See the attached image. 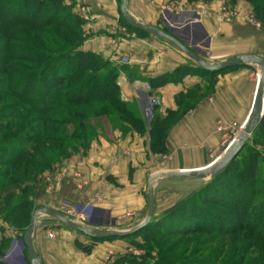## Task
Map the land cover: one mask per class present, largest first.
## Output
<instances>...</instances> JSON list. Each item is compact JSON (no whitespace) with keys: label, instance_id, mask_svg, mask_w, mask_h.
<instances>
[{"label":"crops","instance_id":"0c3cea01","mask_svg":"<svg viewBox=\"0 0 264 264\" xmlns=\"http://www.w3.org/2000/svg\"><path fill=\"white\" fill-rule=\"evenodd\" d=\"M65 2L74 4L73 11L83 20L81 50L100 55L118 68L117 84L121 99L137 108L144 120L145 132L131 129L122 132L120 127L104 125V132L91 143L85 157L76 155L62 162L58 166L60 175L56 174L53 180L46 181L42 176L35 196V201L40 204L36 210L49 208L58 211L56 205L62 201L91 215L89 227L106 229L108 218L114 227L133 220L131 223L136 226L146 217L145 212L143 216L142 213L146 209L145 195L151 176L160 171L201 169L221 154L217 156L221 140L217 126L240 120L241 128L250 112L258 81L253 77L260 70L247 65L213 76L205 75L174 44L124 25L118 0ZM175 4L178 5L177 10L163 13L165 7ZM222 4L225 3L127 0L126 9L134 21L171 34L209 64L240 55L264 58V32L246 21L250 11L244 0L236 1L234 7L239 16L229 24L217 17ZM83 7L90 9L88 15L82 14ZM122 57L128 58V65L119 64ZM186 68L189 71H185ZM209 81L214 82L212 88ZM195 86L201 88L202 97L168 130L166 153L152 154L148 124L143 113L146 103L152 97L157 98L160 105L155 116L163 119L169 112L178 111L176 98ZM122 127L128 126L122 124ZM206 162L208 164L204 165ZM75 172L87 181L83 189L77 187L78 179L73 177ZM190 180L196 179L165 178L157 181L154 186V215L155 212L161 213L158 211L164 205L159 198L164 184ZM132 213L133 219L124 218ZM55 222L45 215L38 216L33 245L42 264H103L107 258L112 263L131 252L126 243L113 240L97 242L92 245L91 252L85 254L76 247L72 233H77L53 228ZM49 234L53 237L49 238ZM21 246H24L23 242ZM22 247L12 250V256H21ZM132 255L139 256V253Z\"/></svg>","mask_w":264,"mask_h":264},{"label":"trees","instance_id":"16d2710c","mask_svg":"<svg viewBox=\"0 0 264 264\" xmlns=\"http://www.w3.org/2000/svg\"><path fill=\"white\" fill-rule=\"evenodd\" d=\"M118 1L120 4L121 0ZM179 1L188 3L222 1L226 5H233L236 2V0ZM244 1L251 7L254 17L261 23L264 32V0ZM73 9L74 4H67L65 0H0V102L10 97L16 102L25 104L36 115V118L30 121L28 116L20 118L15 127L13 123L5 127L0 141V168L14 166L22 160L27 151L37 145L43 147L39 154L42 157L45 155V158L52 162L45 165L48 162L46 161L41 172L48 169L44 168L46 166L59 164L71 155L78 154L79 148L81 153L86 155L91 143L97 137L95 127L90 122L103 116L120 127L122 132L129 129L138 133L145 132L144 120L137 108L121 99L117 84L118 68L100 55L81 50L84 42L82 31L84 23ZM121 21L129 27L122 17ZM246 66H234L227 70ZM197 69L205 75L217 74L200 67ZM187 70L189 71L188 68L185 69ZM163 83L160 82V84ZM208 84L212 88L214 82L209 81ZM150 85L153 83L150 82ZM201 97V88L195 86L186 94H180L176 98L177 112H169L163 119L154 115L147 130L150 138L149 149L152 154L166 153L165 140L168 130L187 110L195 107ZM122 124L128 127H122ZM62 126H71L73 133L69 136L61 133L55 136L50 134L52 128ZM258 132L264 137V117L252 133L251 139ZM23 142L24 147L15 152L12 151L15 146ZM45 144H59L63 146V149L50 154L51 150L45 147L46 150ZM246 148L247 143L238 155L219 174L211 177L210 183L200 191L180 200L171 211L168 209L158 216L153 213L151 221L143 229L124 237L141 235L143 253L139 256L123 255L112 264H161L165 259L161 258L158 262H154L151 257L152 252L157 251L160 254L161 242L172 235L201 233L216 235L224 231L227 234L244 231L249 236L264 239L260 236L264 224V201L257 206L262 215L252 223L249 221L247 230L242 227L233 231L224 230L228 228L224 227L226 221L218 218L211 209L212 206H222V202L216 198L215 194L223 184H229L230 180L224 178L233 170L239 156ZM247 159L248 168L245 170V176L248 186L245 194H240L242 204H244L243 198L249 199L251 195L254 197L259 193L251 187L255 184V177L260 173L257 162L260 159L263 162L264 157L252 149ZM25 160L22 169L24 174H28L31 162L37 161L39 165L37 158L32 159L31 162L27 158ZM40 173L35 178L32 176L31 187L26 184L21 189L23 197L32 192ZM10 177L11 174L9 175L8 171L0 172V190L5 191L8 187L6 182ZM13 199L12 192L4 195L2 208H4L3 211L12 215V219H15L13 216L18 214L26 222L24 235L32 219V214H28L30 206L27 201L19 206H13ZM245 205L243 207H246ZM242 212L246 213V211ZM205 216L209 217L206 219ZM245 217L246 214L240 221L244 222ZM214 225H217L215 230ZM88 238L92 245L102 241L124 239ZM79 245L81 244H76V247L85 254H89L92 250V245L87 247ZM244 254L245 249L238 259L232 258L231 264H244ZM262 261L264 264L263 256ZM166 264H172V262Z\"/></svg>","mask_w":264,"mask_h":264},{"label":"rangeland","instance_id":"374dc122","mask_svg":"<svg viewBox=\"0 0 264 264\" xmlns=\"http://www.w3.org/2000/svg\"><path fill=\"white\" fill-rule=\"evenodd\" d=\"M237 1V0H236ZM222 2V1H220ZM245 2V1H244ZM224 3V2H222ZM236 2L233 3V5H229L233 10L237 11L234 7ZM246 3V2H245ZM226 5V4H222ZM248 6V9L250 11L249 17L247 18V22L255 27L256 29L262 30L261 23L254 17L251 7L246 3ZM238 12V11H237ZM84 14V13H82ZM82 19V18H81ZM255 21L259 28L254 26L250 20ZM31 69V68H30ZM260 76V73L254 74V80L256 81L257 78ZM159 107V106H158ZM156 109L153 111V117L156 114ZM24 116H28L29 121L31 119L36 118V115L31 111L29 107H27L25 104L16 102L10 97L4 98L0 102V141L3 136L5 127L13 123V126L15 127L16 124L20 121V118H23ZM145 118V117H144ZM146 122V120H145ZM151 122V121H150ZM150 122L148 124V128L150 126ZM95 127L96 132V139L98 136L104 132L103 127L110 126V127H118L115 125V123H112L109 121L105 116L100 117L98 119H93L90 122ZM241 122L240 120L232 122L228 125H223L221 123L218 124L217 129L220 131L221 134V140H220V148L217 152V156L222 153L226 147L230 144V142L234 139L238 129L240 128ZM31 127H29V131ZM121 130V129H120ZM61 133L62 135H71L73 133V130L71 126H62L61 128H52V131L50 134L53 136ZM247 148L242 152V154L239 156L237 160V164L233 167V170L224 178L228 179L229 184L222 185V187L218 188V191L216 192L215 196L217 199H220L219 201L222 202V206H212L211 209L214 211L216 215H218V218L224 219L226 221V225L224 227H228L224 230L233 231L235 229H240V227L244 228L245 230L249 229L248 222L251 223L253 221H256L262 214H260V211H258L257 206L261 205L264 201V160L263 162L258 160L257 166L260 169L259 175L255 177V184H253V188L251 189L256 190L255 192H259L254 197L252 195L249 197V199H244V204H246V207H243L244 204H242V200L239 198L240 194H245L246 187L248 186L247 177L245 176V170L247 167V158L250 154V150L254 149L256 152L260 154V156L264 157V137L261 136L260 132L254 135V138L246 142ZM25 143H20L19 145L15 146L12 151L15 152L21 147H24ZM57 145V146H56ZM56 145H48L45 144L44 148H49L51 150L50 154H54L57 150L61 151L63 149V146L56 144ZM41 145H37L26 152L25 156L11 167H2L0 168V172L8 171L9 175L11 174V177L6 182V186H8L5 191L0 190V264H19V262H22L23 264H28L26 260V250L25 247L21 246L23 242V231L26 226V222L18 215L15 214L13 217L15 219H12V215H9L8 212L4 208H2L3 205V197L9 192H12L14 194V199L12 201V205H21L23 202L29 203V211L28 214H34L36 209L40 206V204L35 201L36 191L38 189V184L41 182L42 176H45L46 181H50L55 179V175H60V170L58 169V166L61 165L62 162L69 160L70 158L74 156L80 155V157H85L87 155L81 153V148H79L78 154H73L71 157L66 158L62 160L59 164H53L46 166L44 168H48L47 170L41 172L42 167L47 163H52L48 159L45 158V155L42 157L41 154H39L41 150ZM45 148V149H46ZM47 150V149H46ZM88 152V151H87ZM27 155V156H26ZM25 158L32 161V159L36 160L38 159L39 165H37V161L31 162L30 169L28 171V174L22 173L23 169V163L26 161ZM206 162L204 165H207ZM42 165V166H40ZM51 166V167H50ZM41 172V173H40ZM38 176V182L36 185L33 186V190L30 194H27L26 197H23L21 189L24 188L26 184L31 187L32 183V176L35 178L37 174ZM16 174V176H15ZM78 174L79 178H77L75 175ZM80 173L75 172L73 174V177L78 179L77 180V187L79 189H83L87 185V181L83 178H80ZM239 177V178H238ZM82 181H86V185H82ZM211 177L206 178L204 180H190L187 183H182L180 181H171L167 184H164L162 186V196L159 195L160 200L162 201V205L158 212L155 215L162 214V211L164 208V211L172 208L174 205H176L180 200L185 199L187 196H190L191 194L200 191L203 187H205L208 183H210ZM42 183V182H41ZM49 183V182H48ZM187 185V186H186ZM40 189V188H39ZM258 190V191H257ZM25 200H23V199ZM16 206V207H17ZM170 206V207H169ZM75 207L74 205H69L65 202H60L56 205V209L58 210L61 215L63 213H66L70 208ZM77 208V207H76ZM247 208H249L247 210ZM257 208V209H256ZM78 209V208H77ZM81 211H84L82 209H78ZM242 211H246V213H243ZM145 212V216L147 213V210L145 209L142 213V216ZM85 215L87 216V219L91 217V215H88L86 211H84ZM154 213V212H153ZM246 214L245 221H240L243 216ZM134 214H128V216H124L126 220L133 219ZM141 216V218H142ZM7 217V218H5ZM206 219L209 216H205ZM103 218V217H102ZM140 218V219H141ZM9 220V221H8ZM105 221V220H103ZM107 228L108 230H118V231H126L134 227L135 223L131 221L129 224H123L120 226L115 225L112 226L113 221L111 219H107ZM221 221V220H219ZM56 225L53 228H60L67 230L65 226L55 222ZM88 226V225H85ZM217 225H214V230L216 229ZM231 229V230H230ZM261 237L264 238V224L261 228ZM74 238H76L75 244H81L79 246L81 247H87L92 245V242L88 240L89 238L81 233L75 234L72 233ZM159 237V236H158ZM160 239V238H158ZM161 240V239H160ZM84 244H82V242ZM114 241H123V243H126V245L130 246L131 252H128V254L125 255H132L133 253H143V241L141 238V235H136L124 239H116ZM18 246L17 248L14 247V249H21L22 247V253L21 256L15 257L12 256L13 252L12 246ZM12 247V248H11ZM160 254H158L157 251L152 252V258L155 261L161 260V258H164L165 261L161 264H166L169 262H172V264H231L233 262L232 258L238 259L242 255L243 249H245V254L243 255L244 264H262V256L264 257V239L262 238H256L253 236L247 235L244 231L236 232L233 234H227L225 231L216 235L213 234H207V233H201V234H189L184 236H176L172 235V237L165 239L160 244ZM78 250L80 248L78 247ZM105 261H107L109 264H112L110 261V258H107ZM104 261V262H105ZM153 262V263H154ZM104 264V263H103Z\"/></svg>","mask_w":264,"mask_h":264},{"label":"water","instance_id":"95a60500","mask_svg":"<svg viewBox=\"0 0 264 264\" xmlns=\"http://www.w3.org/2000/svg\"><path fill=\"white\" fill-rule=\"evenodd\" d=\"M126 1L121 0L119 10L123 21L133 30L145 33L147 35L163 38L170 43L174 44L189 60L195 63L197 66L210 73H219L225 71L231 67L239 65H252L256 66L260 70V76L257 81L252 106L250 112L242 124L240 131L236 134L235 138L230 142L226 149L209 165L196 170L190 171H160L148 179L146 199V217L145 219L126 231H116L108 229H95L89 226H83L67 219L59 212L43 208L36 210L32 216L31 222L23 236V244L26 250V260L28 264H42L39 256L36 254L33 245V234L38 222V216L45 215L58 223L62 224L66 228L81 233L87 237L95 239H107V238H124L131 236L141 229H143L152 219L154 212V186L157 181L165 178H184V179H199L204 180L209 177L219 174L241 151L243 146L251 137L254 130L259 125L264 113V58L256 55H240L226 59L220 63L209 64L204 61L199 54L185 46L178 41L171 34H167L155 27L140 24L129 15L126 9ZM177 206L174 205L169 211L173 210Z\"/></svg>","mask_w":264,"mask_h":264},{"label":"built area","instance_id":"2783aa9c","mask_svg":"<svg viewBox=\"0 0 264 264\" xmlns=\"http://www.w3.org/2000/svg\"><path fill=\"white\" fill-rule=\"evenodd\" d=\"M177 8H178L177 4L167 6L163 9V13L165 14V13L175 11V10H177ZM81 11L85 15H88L90 12V9L88 7H83L81 9ZM216 14H217V17H219V19L222 22L228 23V24L232 23L239 16V13L237 11L233 10L229 5H221ZM250 22L254 26H256L257 28H259V25L255 21H253L251 19ZM119 64L120 65H128L129 64L128 58H126V57L120 58ZM257 79H259V77ZM159 105H160V102L155 97H152L148 100V102L146 103V105L143 109L144 117H145V120L147 123H149L151 121V119L153 118V111ZM75 176L77 178H79L78 174H76ZM82 185H86V181H82ZM62 215L64 217H66L67 219L73 221L74 223H77V224H80L83 226L88 224V219H87V216L85 215L84 211L78 210L76 207H73V208L71 207L66 213H63ZM48 237L52 238L53 235L49 234ZM104 264H109V263L107 261H105Z\"/></svg>","mask_w":264,"mask_h":264},{"label":"bare ground","instance_id":"6f19581e","mask_svg":"<svg viewBox=\"0 0 264 264\" xmlns=\"http://www.w3.org/2000/svg\"><path fill=\"white\" fill-rule=\"evenodd\" d=\"M239 131H240V128L238 129L237 133H238ZM237 133H236V134H237Z\"/></svg>","mask_w":264,"mask_h":264}]
</instances>
